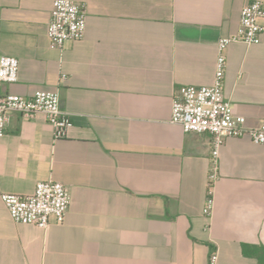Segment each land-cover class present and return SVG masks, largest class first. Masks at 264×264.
<instances>
[{"label": "crops", "instance_id": "1", "mask_svg": "<svg viewBox=\"0 0 264 264\" xmlns=\"http://www.w3.org/2000/svg\"><path fill=\"white\" fill-rule=\"evenodd\" d=\"M54 1L0 0V56L19 61L2 93L58 90L71 116L55 140L42 115L9 114L0 191L30 196L51 180L69 208L42 229L13 223L0 200V264H209L212 252L216 264H264V144L226 139L210 193L211 137L170 122L175 91L213 85L217 43L253 0H71L85 5L86 28L62 51L47 38ZM224 55V96L259 128L264 35Z\"/></svg>", "mask_w": 264, "mask_h": 264}, {"label": "built area", "instance_id": "2", "mask_svg": "<svg viewBox=\"0 0 264 264\" xmlns=\"http://www.w3.org/2000/svg\"><path fill=\"white\" fill-rule=\"evenodd\" d=\"M87 11L84 4L71 0H55L47 25V38L51 49L62 51L66 42L81 40L86 28ZM264 35V3L253 0L240 12L237 32L221 38L217 43L214 83L208 87L184 86L173 94L170 122L179 125L185 133L208 134L210 141V168L208 187L219 175V153L228 138L248 137L255 145L264 144V125L246 129L244 119L234 114L229 100L224 96L223 83L226 72L225 49L234 43L246 46L258 44ZM19 61L15 57L0 56V138L9 123V114L18 113L25 119L42 115L54 128L55 140L64 139L71 125V116L60 108L59 91H36L31 98L2 93L3 85L17 82ZM66 79L61 75L60 82ZM209 193V194H210ZM0 200L15 224L33 225L47 229L50 220L64 221L69 208L68 189L59 182H37L33 194L18 196L0 191ZM212 200L209 197L203 210L210 216ZM217 252H212L209 264H216Z\"/></svg>", "mask_w": 264, "mask_h": 264}]
</instances>
